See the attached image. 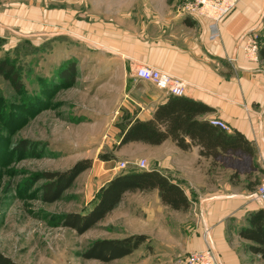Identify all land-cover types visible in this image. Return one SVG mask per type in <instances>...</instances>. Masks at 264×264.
<instances>
[{
    "label": "rangeland",
    "instance_id": "374dc122",
    "mask_svg": "<svg viewBox=\"0 0 264 264\" xmlns=\"http://www.w3.org/2000/svg\"><path fill=\"white\" fill-rule=\"evenodd\" d=\"M146 1L0 0V58L14 63L25 86L19 93L0 75V253L18 264H182L176 249L159 251L152 239L129 258H82L90 241L121 237L138 225L127 226L110 216L78 234L57 223L59 215L87 207L110 173L108 166L122 161L115 156V145L125 88L122 78L110 76L108 58L101 57L108 53L100 45L106 40L98 31L123 11L137 24L158 5ZM186 1L167 3L178 10ZM67 61L75 65L76 78L72 86L59 87L56 73ZM23 139L30 147L16 149ZM127 153L138 155L128 145L121 154ZM101 154L113 157L104 160ZM80 159H89L91 167L61 199L43 202L39 195L46 180L41 174L63 171ZM137 161H128L116 173L137 168ZM257 170L246 176L253 191L264 180V171ZM248 263L264 264V259Z\"/></svg>",
    "mask_w": 264,
    "mask_h": 264
},
{
    "label": "crops",
    "instance_id": "0c3cea01",
    "mask_svg": "<svg viewBox=\"0 0 264 264\" xmlns=\"http://www.w3.org/2000/svg\"><path fill=\"white\" fill-rule=\"evenodd\" d=\"M156 1L154 11H146L137 24L123 11L98 27V35L106 40L100 45L108 52L101 57L108 58L110 76L122 78L125 88L120 120L126 113L140 121L152 119L157 105L170 97L151 82L134 78L137 66L144 64L184 81L182 97L211 108L197 118L222 120L228 133L238 130L254 146V155L226 150L214 157L203 156L201 146L188 137L185 141L191 146L187 150L171 137L157 145L127 142L116 151L117 158L125 162L145 159L144 169L178 180L191 204L187 210H174L162 202L157 189L128 191L103 219L118 218L127 226L135 222L137 228H128L121 237L146 234L155 249H176V255L183 256L182 264L187 253L206 248L209 238L219 264H249L260 257L244 250L246 241L237 232L246 223L245 214L262 207L253 199V185L248 186L246 176L255 174L257 168L264 171V61L249 57L245 46L251 37L258 41L264 36V0H236L218 25L217 39L210 38L208 18L174 10L167 0ZM127 145L138 152L135 158L121 154ZM241 159L248 165L242 161L238 182L233 183L232 170ZM115 169L108 166L110 173L98 188L112 179Z\"/></svg>",
    "mask_w": 264,
    "mask_h": 264
},
{
    "label": "trees",
    "instance_id": "16d2710c",
    "mask_svg": "<svg viewBox=\"0 0 264 264\" xmlns=\"http://www.w3.org/2000/svg\"><path fill=\"white\" fill-rule=\"evenodd\" d=\"M258 57L264 61V36L257 41ZM0 75L6 78L14 90L24 92L25 86L20 78L14 63L6 58H0ZM60 82L59 87L72 86L76 78L75 65L71 62L61 64L56 73ZM205 103L185 98L178 95H170L167 102L157 105L154 116L149 120L133 119L130 114H123L121 120L116 123L119 131L115 149L130 141H140L157 145L164 139L171 137L182 149H189L190 142L201 146L200 154L203 156H216L226 150H242L253 157L254 146L237 131L228 133L225 128L213 125L210 120H200L197 117L210 111ZM27 140H20L15 148L27 150L30 146ZM101 158L109 160L113 155L101 154ZM242 161L231 175L238 178ZM89 159H80L63 171H49L41 174L46 180L40 188V199L49 203L61 199L63 192L84 170L91 167ZM157 189L162 202L171 209L187 210L190 201L180 186V182L171 176L155 169L130 168L127 171L116 173L112 179L100 186L94 199L87 207L77 212H65L58 217V225L70 227L78 234L94 227L98 221L107 216L113 208L122 200L128 191H141ZM245 224L239 227V238L246 241L243 248L254 255L258 254L264 259V208L260 207L248 211L244 216ZM148 235L131 233L124 237L98 238L90 241L81 253V257L101 260L103 262L120 259L148 242ZM0 264H18L10 257L0 253Z\"/></svg>",
    "mask_w": 264,
    "mask_h": 264
},
{
    "label": "built area",
    "instance_id": "2783aa9c",
    "mask_svg": "<svg viewBox=\"0 0 264 264\" xmlns=\"http://www.w3.org/2000/svg\"><path fill=\"white\" fill-rule=\"evenodd\" d=\"M236 0H188L182 5L179 10L185 14H194L203 16L210 20L209 33L211 39H217L220 36L219 23L236 5ZM258 45L256 39L251 37L245 48H247L248 56L252 59H258ZM264 67V64H263ZM134 78L137 80H143L151 82L156 88L165 91L169 95L182 96L185 93V82L180 78L170 75L166 71L158 68H153L144 64L137 66L134 72ZM210 122L213 125H217L220 128L227 129L226 124L218 119H211ZM130 162L120 161L117 165L118 169H125ZM135 167L143 169L147 166L145 159L138 160L133 163ZM253 197L264 208V180L260 181L254 189ZM209 229H206L205 234ZM209 238V237H208ZM184 264H219V259L213 244L209 238L206 248L202 250H194L186 254Z\"/></svg>",
    "mask_w": 264,
    "mask_h": 264
}]
</instances>
